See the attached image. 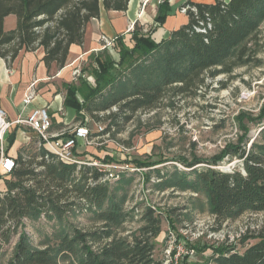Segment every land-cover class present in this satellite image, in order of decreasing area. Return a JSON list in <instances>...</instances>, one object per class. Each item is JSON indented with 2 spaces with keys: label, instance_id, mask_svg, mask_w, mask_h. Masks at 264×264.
Segmentation results:
<instances>
[{
  "label": "trees",
  "instance_id": "obj_1",
  "mask_svg": "<svg viewBox=\"0 0 264 264\" xmlns=\"http://www.w3.org/2000/svg\"><path fill=\"white\" fill-rule=\"evenodd\" d=\"M129 0H0V57L7 65L21 48L33 50L41 46L43 60L48 65H64L69 46L82 44L86 23L99 16L100 9H127ZM187 21L157 39L153 30L145 33L138 22L126 35H119L113 46L118 53L114 59L98 52L90 72V82L80 78L66 86L64 105L76 110L81 123H86L82 111L100 118L95 112L116 107L109 113L111 125L127 122L141 109H153L167 94L193 96L204 81V74L215 77L230 73L248 61L247 44L264 21V0H187ZM171 11L170 0H158L155 20L162 24ZM14 14L17 22L11 30H4L5 16ZM241 113L238 117L242 134L237 143H229L218 153L205 157L163 158L144 164L157 165L177 161L171 170L154 172L168 178L172 186L198 190L206 198L210 214L222 223L244 212L264 211V126L260 124L259 139L249 138L245 119L260 122L264 118V104L258 116ZM116 119L120 120L117 121ZM51 129L55 130L53 126ZM30 135L16 156L15 167L1 172L4 177L0 189V249L13 235L17 239L11 254L0 264H162L153 257V237L160 232V214L151 206L141 212L144 224L139 233L117 236L114 228L131 217L134 208L125 209L126 184L123 175L111 186L109 180L100 181L108 171L76 164H66L55 158L42 145L35 144L37 135ZM236 157L239 166L221 169L219 165ZM104 161H107L103 159ZM116 179L112 180L115 181ZM67 209L90 212L102 225L81 229L63 221ZM56 217L59 224L46 234L41 246L32 243L23 230V218L37 220L41 215ZM247 238L256 239L243 251L236 245L210 247L198 260L183 255L178 264H264V227ZM204 248L203 251H205Z\"/></svg>",
  "mask_w": 264,
  "mask_h": 264
},
{
  "label": "rangeland",
  "instance_id": "obj_2",
  "mask_svg": "<svg viewBox=\"0 0 264 264\" xmlns=\"http://www.w3.org/2000/svg\"><path fill=\"white\" fill-rule=\"evenodd\" d=\"M158 26L154 18L147 26H142L145 28L143 32L148 33ZM153 36L160 39L164 34L155 32ZM112 47L115 49L113 44ZM247 54L248 61L235 66L230 73L222 72L215 77L205 73L204 81L195 95L179 97L180 95L167 94L155 108L138 110L127 122L113 124L106 134L99 135L88 143L78 142L76 146L77 156L118 166V169L114 168L117 177L115 181L110 180L111 186L118 183L120 175L129 179L124 207L134 208V211L131 217L114 228L115 235L130 238L138 234L144 224L140 215L145 207H154L156 214L161 212L160 232L152 240L155 245L153 257L161 260L163 264H178L183 255L198 260L202 256L201 252L207 254L212 246L233 244L238 251H243L256 239L247 238L241 243V237L264 227V211L244 212L235 219L220 223L210 214L206 198L198 190L180 185L172 186L168 178H160L154 172V168L164 172L171 170L174 165L181 168L182 165L177 161L144 165L154 160L188 157L191 154L208 157L218 153L226 144L237 143L239 135L242 134L238 117L241 113H246L245 115L250 114L256 118L264 104V21L248 42ZM74 67H78L82 74L80 78L90 82L92 60ZM79 77L74 79L77 85L80 84ZM116 112H119L118 109L112 107L95 112L100 120H95L86 113L87 117L84 119L92 130L96 124L105 128L110 122L106 115ZM79 123L81 120L76 119L69 124H63L64 128L59 134H70L72 126ZM245 124L248 128V149L252 139H259V126H264V118L260 122L245 119ZM25 131L34 136L27 126ZM19 144L20 139H15L14 146L18 147ZM227 159L228 157L219 168L239 166L241 169L239 159ZM63 221L81 229L102 225L89 211L84 213L75 209H67L63 214ZM23 224V230L30 236L32 243L41 246L43 237L49 235L59 222L56 217L49 218L43 214L37 220L23 218ZM240 230H244V233ZM228 233L236 237L230 240ZM16 239L17 235H13L10 243L2 245L0 251L4 258L11 254ZM179 243L185 245L188 253L175 257L174 246Z\"/></svg>",
  "mask_w": 264,
  "mask_h": 264
},
{
  "label": "crops",
  "instance_id": "obj_3",
  "mask_svg": "<svg viewBox=\"0 0 264 264\" xmlns=\"http://www.w3.org/2000/svg\"><path fill=\"white\" fill-rule=\"evenodd\" d=\"M157 1L129 0L127 9L124 11L101 8L99 16L91 18L86 23L82 44L72 43L69 46L65 63L60 68L55 62L48 65L44 62V50L41 46L33 50L21 48L9 65L0 57V107L6 111L7 119L14 120L19 113H24L30 107L46 104L49 107L51 126L55 130H61L64 128L63 124L78 120L76 110L71 106L64 105L66 86L72 82L76 84L71 75L72 68L91 60L92 67H94L96 61L93 57L98 52H105L112 58L117 59L118 53L116 50L112 45L111 47L105 46L101 41V36L114 38V43L119 35L127 34L130 23L138 22L141 26H147V23L155 18ZM185 1L187 0H170L171 11L163 23L153 30L152 35L155 32H160L164 34L162 37L164 38L170 31L187 21L185 13L179 11L180 5ZM190 1L211 2L213 0ZM16 22L17 19L14 14L5 16L3 20L4 30L13 29ZM32 82H34L37 95L30 106L24 107L21 102L22 97L26 87ZM83 115L85 118L87 117L85 113ZM26 132L25 126L22 124L11 126L6 137V153L8 155L16 156L20 148L29 142L26 139ZM15 139H20L18 147L14 146ZM3 179L4 177L0 178V189L3 187Z\"/></svg>",
  "mask_w": 264,
  "mask_h": 264
},
{
  "label": "built area",
  "instance_id": "obj_4",
  "mask_svg": "<svg viewBox=\"0 0 264 264\" xmlns=\"http://www.w3.org/2000/svg\"><path fill=\"white\" fill-rule=\"evenodd\" d=\"M186 9L187 7L181 6L179 11L185 13ZM130 30H132V25L127 28L128 32ZM101 40L105 46L111 47L114 38L101 36ZM71 73L73 80L75 78L77 79L79 76H82L78 67H74L71 70ZM36 95L37 93L34 82H32L25 89L21 101L22 105L24 107L30 106L35 100ZM13 124H22L27 126L37 135L38 141L35 144L36 148L38 149L42 145L46 146V148L52 152L57 160L66 164H76L77 167H80L81 165H87L95 167L100 171L107 170L108 173L103 176L100 181H105L106 179L110 181L117 177V171L114 168L117 167L118 169V166L100 163L96 160L90 161L76 155V146L78 142L85 141V143H88L90 140L97 138L99 135L106 134L104 133V128L101 125L96 124L94 130H92L87 125V123H79V125L72 126L70 134H59V132L62 130L51 129V117L49 114V107L46 104L42 106H32L24 113H19L14 120H8L6 111L0 107V173L10 172L15 167V159L6 153V137ZM30 138V135L26 133L27 141H30ZM240 232L244 233V230H240ZM228 237L230 240H233L236 236L228 233ZM184 247V244H176L174 246L176 250L174 256L177 257L181 253H188V250ZM180 249H182V251H180Z\"/></svg>",
  "mask_w": 264,
  "mask_h": 264
}]
</instances>
